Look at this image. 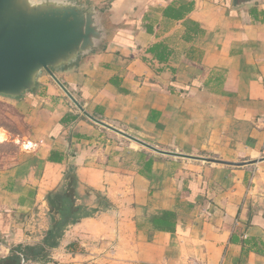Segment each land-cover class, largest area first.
Returning a JSON list of instances; mask_svg holds the SVG:
<instances>
[{"label": "crops", "instance_id": "1", "mask_svg": "<svg viewBox=\"0 0 264 264\" xmlns=\"http://www.w3.org/2000/svg\"><path fill=\"white\" fill-rule=\"evenodd\" d=\"M75 1L114 35L55 72L85 111L158 149L255 162L153 153L89 121L43 73L3 99L15 133L1 125L0 147L16 150L0 153V263L42 243L46 195L71 170L75 203L97 212L64 231L50 262L23 264H264V0ZM162 212L172 232L153 223Z\"/></svg>", "mask_w": 264, "mask_h": 264}, {"label": "water", "instance_id": "2", "mask_svg": "<svg viewBox=\"0 0 264 264\" xmlns=\"http://www.w3.org/2000/svg\"><path fill=\"white\" fill-rule=\"evenodd\" d=\"M261 1L232 0V8H250ZM109 35L100 11L75 0H0V97L15 100L33 92L46 73L89 121L153 153L234 166L255 162L227 163L158 149L85 111L55 72L101 50Z\"/></svg>", "mask_w": 264, "mask_h": 264}, {"label": "trees", "instance_id": "3", "mask_svg": "<svg viewBox=\"0 0 264 264\" xmlns=\"http://www.w3.org/2000/svg\"><path fill=\"white\" fill-rule=\"evenodd\" d=\"M108 27H112L110 22ZM109 29V28H108ZM113 34L109 36L108 40H113ZM157 51H160L157 54ZM149 52L154 54L159 61H165L167 53H164V48L161 45H154L149 49ZM164 56L162 57V54ZM65 122V119L64 121ZM50 162H60L61 157H57L55 152L50 153L48 158ZM149 169V165L147 166ZM77 179L71 170H68L64 175V186L61 190L50 192L46 195V203L50 214L55 218L52 227L45 232L44 238L40 245L18 247L16 253L8 257L0 264H19L21 258L17 255L20 253L24 259L31 261L50 262L48 259L47 250L56 248L64 231L70 226L78 223L81 219L91 217L97 209L87 208L75 203V187ZM173 214L169 212H162L160 217L154 218L153 223L158 225L159 230L165 232H172L174 230V223L172 221Z\"/></svg>", "mask_w": 264, "mask_h": 264}, {"label": "rangeland", "instance_id": "4", "mask_svg": "<svg viewBox=\"0 0 264 264\" xmlns=\"http://www.w3.org/2000/svg\"><path fill=\"white\" fill-rule=\"evenodd\" d=\"M105 25H106V28H109L110 27V26L108 27V23L105 24ZM111 28L112 27H110L108 30H110ZM3 99H6V98L0 97V115L2 114L3 117H6V115H8L7 113L10 112V108L7 106V104L4 102ZM1 125L6 126L5 123L3 122V119L0 117V126ZM6 127L8 128V130H9L10 133L11 132L13 134L15 133L14 129H12L14 126L11 127V125H9V126H6ZM2 139H3V135L0 134V140H2ZM15 150H16L15 147H13L11 145L0 147V153H3V154L10 153V152H14Z\"/></svg>", "mask_w": 264, "mask_h": 264}, {"label": "built area", "instance_id": "5", "mask_svg": "<svg viewBox=\"0 0 264 264\" xmlns=\"http://www.w3.org/2000/svg\"><path fill=\"white\" fill-rule=\"evenodd\" d=\"M17 255L21 258V260H20L21 264H23L25 261L24 258L22 257V255L20 253H17Z\"/></svg>", "mask_w": 264, "mask_h": 264}]
</instances>
